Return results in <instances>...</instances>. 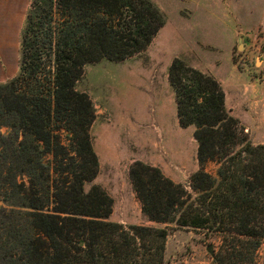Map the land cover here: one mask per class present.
I'll list each match as a JSON object with an SVG mask.
<instances>
[{
    "label": "trees",
    "instance_id": "1",
    "mask_svg": "<svg viewBox=\"0 0 264 264\" xmlns=\"http://www.w3.org/2000/svg\"><path fill=\"white\" fill-rule=\"evenodd\" d=\"M165 25L150 0H31L17 74L0 83V264H164L168 230L110 221L96 179V109L77 89L89 65L124 62ZM179 124L194 128L190 193L136 161L130 179L151 222L220 236L215 264H256L264 243V145L226 107L221 84L175 58ZM209 162L216 175L206 172Z\"/></svg>",
    "mask_w": 264,
    "mask_h": 264
},
{
    "label": "rangeland",
    "instance_id": "2",
    "mask_svg": "<svg viewBox=\"0 0 264 264\" xmlns=\"http://www.w3.org/2000/svg\"><path fill=\"white\" fill-rule=\"evenodd\" d=\"M150 1L164 16L165 25L147 50L124 62L103 60L87 66L77 86L90 96L97 115L91 137L100 168L85 190L97 185L113 199L112 222L167 229L164 264H215L214 256L222 250L221 237H209L205 230L149 221L131 182L130 167L139 161L158 168L193 194L190 177L200 169L198 144L194 128L179 124L169 68L178 58L217 76L218 82L227 79L231 74V24L236 31L237 18L251 16L252 21L259 22L264 15V0ZM232 58L238 70H248L251 82L263 84L264 31H247L236 42ZM236 101L237 93H230L229 104L236 106ZM217 168L215 162L205 166L213 176ZM256 264H264V243L256 254Z\"/></svg>",
    "mask_w": 264,
    "mask_h": 264
},
{
    "label": "crops",
    "instance_id": "3",
    "mask_svg": "<svg viewBox=\"0 0 264 264\" xmlns=\"http://www.w3.org/2000/svg\"><path fill=\"white\" fill-rule=\"evenodd\" d=\"M30 3L31 0H0V83H6L12 79L16 71L18 72L17 56L19 61L21 32ZM237 22L236 31L231 24L232 37L228 49L231 74L219 83L225 92L227 109L233 116L236 115L247 132L251 133L255 144L264 145V83L258 85L257 80L251 82L248 70H238L232 58L236 42L243 39L247 31L252 29L256 32L264 31V15L259 22L252 21L251 16L237 18ZM14 61V70H12ZM216 65L221 63L216 62ZM237 70L238 74L235 72ZM214 78L218 79L217 76ZM230 93H237L236 106L229 104Z\"/></svg>",
    "mask_w": 264,
    "mask_h": 264
},
{
    "label": "water",
    "instance_id": "4",
    "mask_svg": "<svg viewBox=\"0 0 264 264\" xmlns=\"http://www.w3.org/2000/svg\"><path fill=\"white\" fill-rule=\"evenodd\" d=\"M208 249L211 250V247H209Z\"/></svg>",
    "mask_w": 264,
    "mask_h": 264
}]
</instances>
